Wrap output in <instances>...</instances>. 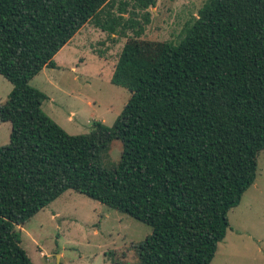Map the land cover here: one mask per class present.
I'll list each match as a JSON object with an SVG mask.
<instances>
[{
  "label": "trees",
  "instance_id": "16d2710c",
  "mask_svg": "<svg viewBox=\"0 0 264 264\" xmlns=\"http://www.w3.org/2000/svg\"><path fill=\"white\" fill-rule=\"evenodd\" d=\"M156 0H0V264H33L17 229L72 189L152 227L139 264H211L264 149V0H208L178 42L141 39ZM88 23L129 37L112 126L69 134L30 82ZM123 150L106 168L100 151ZM116 264H128L119 261Z\"/></svg>",
  "mask_w": 264,
  "mask_h": 264
},
{
  "label": "rangeland",
  "instance_id": "374dc122",
  "mask_svg": "<svg viewBox=\"0 0 264 264\" xmlns=\"http://www.w3.org/2000/svg\"><path fill=\"white\" fill-rule=\"evenodd\" d=\"M207 1L156 0L141 39L178 42ZM129 37L110 35L88 23L55 57L59 66L45 67L31 80L48 96L42 105L45 113L69 134H87L97 121L112 126L122 112L131 93L111 78ZM12 87L0 74V104ZM11 130L10 120L0 119V146L10 142ZM122 150L120 139L110 141L99 153L101 165H117ZM228 216L227 235L211 264H264V149L255 182ZM17 231L33 264H139L137 245L152 227L69 189Z\"/></svg>",
  "mask_w": 264,
  "mask_h": 264
},
{
  "label": "crops",
  "instance_id": "0c3cea01",
  "mask_svg": "<svg viewBox=\"0 0 264 264\" xmlns=\"http://www.w3.org/2000/svg\"><path fill=\"white\" fill-rule=\"evenodd\" d=\"M75 36H76V35H75ZM75 36H74V37H75ZM74 37H73V38H74ZM68 44H69V43H68ZM68 44H67V45H68ZM67 45H66V46H67ZM60 52H61V51H60ZM60 52H59V53H60ZM59 53H58V54H59ZM58 54H57V55H58ZM57 55H56V56H57ZM57 65L59 66L58 62H57Z\"/></svg>",
  "mask_w": 264,
  "mask_h": 264
}]
</instances>
